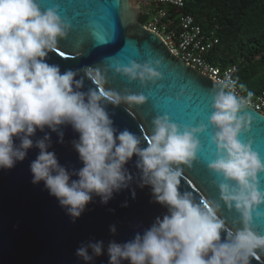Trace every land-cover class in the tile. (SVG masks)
<instances>
[{
  "label": "clouds",
  "instance_id": "clouds-1",
  "mask_svg": "<svg viewBox=\"0 0 264 264\" xmlns=\"http://www.w3.org/2000/svg\"><path fill=\"white\" fill-rule=\"evenodd\" d=\"M70 30L55 7L42 10L37 0H0V168H13L29 149L38 148L30 164L32 183L43 181L73 221L93 196L107 204L134 179L141 188L150 186L154 202L165 206L167 213L131 240L110 241L108 264H251L257 250L264 252V234L252 228L253 211L264 204L259 178L264 161L251 140L240 139L251 126L252 117L244 110L252 94L237 96L229 74L212 90L209 123L216 156L207 166L223 177L217 184L220 199L239 213L241 226L230 229L217 214L218 204L202 206L190 191H180L182 166L190 168L198 160L202 147L198 134L207 125H180L167 114L157 115L147 146L142 147L141 136L114 127L106 105H140L145 95L127 90L123 94L100 92L97 89L105 77L92 67L61 72L58 65L47 62ZM160 63L156 60L157 67H153L151 61H132L115 71L144 84L162 78L157 70ZM86 78L97 87L82 90ZM64 125L79 133L78 140L72 141L83 164L78 170L66 169L55 152L49 151L51 134L45 128L57 133L58 142L63 143ZM37 130L44 135L34 141ZM134 155L138 177L126 167ZM256 215L264 214L256 211ZM110 231L115 233L114 225ZM104 251L103 241H88L76 254L85 264H92Z\"/></svg>",
  "mask_w": 264,
  "mask_h": 264
},
{
  "label": "water",
  "instance_id": "water-1",
  "mask_svg": "<svg viewBox=\"0 0 264 264\" xmlns=\"http://www.w3.org/2000/svg\"><path fill=\"white\" fill-rule=\"evenodd\" d=\"M37 3L42 10L55 7L61 19L71 25L67 37L59 40L57 48L46 58L49 64L58 65L61 72L92 67L105 77L106 82L98 86L100 92L115 90L123 94L127 90L147 98L140 105H106L118 130L126 128L141 136L144 140L141 146L146 147L152 120L157 115L167 114L180 125H207L206 130L198 134L202 145L198 160L190 168L182 166L180 191H190L202 206L213 208L218 204L217 214L225 220L226 227H240L239 213L220 199L217 184L223 177L207 166L216 156V146L211 142L214 129L209 117L213 112L212 90L218 82L175 56L158 33L143 25L139 20V0H37ZM61 51L65 53L63 57L59 55ZM156 60L161 62L157 70L162 78L155 82L142 84L139 79L129 80L115 71L117 66H129L132 61H151L153 67H157ZM95 87L96 82L86 78L82 90ZM244 111L252 121L250 129L240 134V139L251 140L253 150L264 161V115L250 105ZM61 130L63 143L58 142L57 133L45 128L44 132L51 134L49 151L55 152L66 169L78 170L83 164L72 141L78 140L79 133L70 125L61 126ZM44 132L37 130L32 139L42 138ZM38 152L39 149L33 147L13 168H0V264H85L76 250L88 241H103L105 245L104 254L95 257L92 264H108L106 249L110 241L131 240L136 233L142 234L148 229L157 217L162 218L167 213L165 206L154 202L151 187L141 188L134 179L128 188L114 193L107 204L93 196L84 212L73 221L57 198L49 194L43 181L32 183L30 164ZM136 159L134 155L126 165L134 177L139 176ZM259 178L264 190V172ZM256 211L264 214V204ZM256 211H253L252 228L264 234V215L257 216ZM113 225L115 233L110 231ZM221 235L223 239L224 233ZM251 264H264V252L257 250Z\"/></svg>",
  "mask_w": 264,
  "mask_h": 264
},
{
  "label": "trees",
  "instance_id": "trees-1",
  "mask_svg": "<svg viewBox=\"0 0 264 264\" xmlns=\"http://www.w3.org/2000/svg\"><path fill=\"white\" fill-rule=\"evenodd\" d=\"M182 12L204 31L216 28L218 42L206 57L221 67L235 64L242 93L264 89V0H184Z\"/></svg>",
  "mask_w": 264,
  "mask_h": 264
},
{
  "label": "built area",
  "instance_id": "built-area-1",
  "mask_svg": "<svg viewBox=\"0 0 264 264\" xmlns=\"http://www.w3.org/2000/svg\"><path fill=\"white\" fill-rule=\"evenodd\" d=\"M139 5L140 15L145 16L143 25L158 33L175 56L214 81L219 82L229 74L235 82V64L221 67L206 57L218 42L216 28L204 31L193 16L183 13L184 0H139ZM235 93L245 97L251 93L248 105L264 115V89L242 93L235 84Z\"/></svg>",
  "mask_w": 264,
  "mask_h": 264
},
{
  "label": "snow or ice",
  "instance_id": "snow-or-ice-1",
  "mask_svg": "<svg viewBox=\"0 0 264 264\" xmlns=\"http://www.w3.org/2000/svg\"><path fill=\"white\" fill-rule=\"evenodd\" d=\"M59 55L61 56V57H63L64 55H65V53L64 52H59Z\"/></svg>",
  "mask_w": 264,
  "mask_h": 264
},
{
  "label": "rangeland",
  "instance_id": "rangeland-1",
  "mask_svg": "<svg viewBox=\"0 0 264 264\" xmlns=\"http://www.w3.org/2000/svg\"><path fill=\"white\" fill-rule=\"evenodd\" d=\"M142 7H143V5H142Z\"/></svg>",
  "mask_w": 264,
  "mask_h": 264
}]
</instances>
